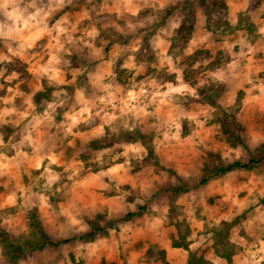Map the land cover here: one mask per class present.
I'll use <instances>...</instances> for the list:
<instances>
[{"label": "clouds", "instance_id": "clouds-1", "mask_svg": "<svg viewBox=\"0 0 264 264\" xmlns=\"http://www.w3.org/2000/svg\"><path fill=\"white\" fill-rule=\"evenodd\" d=\"M0 264H264V0H0Z\"/></svg>", "mask_w": 264, "mask_h": 264}]
</instances>
